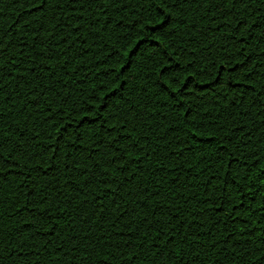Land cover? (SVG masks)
I'll use <instances>...</instances> for the list:
<instances>
[{"label": "trees", "instance_id": "obj_1", "mask_svg": "<svg viewBox=\"0 0 264 264\" xmlns=\"http://www.w3.org/2000/svg\"><path fill=\"white\" fill-rule=\"evenodd\" d=\"M36 3L0 0V264H264V0Z\"/></svg>", "mask_w": 264, "mask_h": 264}, {"label": "snow or ice", "instance_id": "obj_2", "mask_svg": "<svg viewBox=\"0 0 264 264\" xmlns=\"http://www.w3.org/2000/svg\"><path fill=\"white\" fill-rule=\"evenodd\" d=\"M48 3H49V0H37L36 7L40 10H43L48 6ZM166 21H167V17L161 18L160 20H158L157 25H152V27L155 28L157 26H160L161 30H163V28L168 27V24L166 23ZM138 158L139 157H137V159Z\"/></svg>", "mask_w": 264, "mask_h": 264}]
</instances>
